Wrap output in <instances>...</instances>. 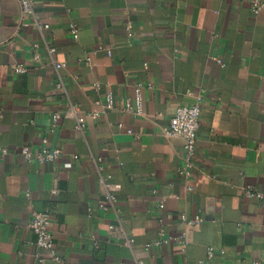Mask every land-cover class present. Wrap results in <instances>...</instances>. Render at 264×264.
<instances>
[{"label":"crops","instance_id":"obj_1","mask_svg":"<svg viewBox=\"0 0 264 264\" xmlns=\"http://www.w3.org/2000/svg\"><path fill=\"white\" fill-rule=\"evenodd\" d=\"M251 1L35 0L25 17L0 0V264H264V198L245 191L264 192V10ZM138 88L142 115L125 110ZM109 91L116 107L78 130ZM197 102L187 178L184 139L163 128ZM44 138L63 157L27 163L20 149ZM43 211L60 261L35 245Z\"/></svg>","mask_w":264,"mask_h":264},{"label":"built area","instance_id":"obj_2","mask_svg":"<svg viewBox=\"0 0 264 264\" xmlns=\"http://www.w3.org/2000/svg\"><path fill=\"white\" fill-rule=\"evenodd\" d=\"M23 15L25 17H31L35 14V0H19ZM251 10L254 14H259L261 11L264 10V0H252L251 1ZM71 30L75 38H78L79 30L76 25H71ZM35 48V59H39L40 55L38 54L37 48L38 44H34ZM50 52L53 54L55 52V48L51 47ZM63 67V64L57 63V68L60 69ZM14 72L17 74H22L28 72V69L23 65H14L13 67ZM59 89H63V82L60 81L57 86ZM98 107L99 110H94L88 113L86 116H80L77 119V129L82 131L85 128L87 117L92 119H98L102 113L114 109L116 107V99L115 95L112 91L106 93V96L103 100L99 101ZM125 110L128 112H133L137 115L143 114L142 109V99H141V90L140 88L137 89L136 94V106L133 105L132 99H128ZM65 115H76V110L73 106H71L66 112ZM63 114L61 112L55 113L53 115V127L56 126L57 121L62 118ZM201 117H202V107L199 102L180 106L173 116L170 124L163 128V132L167 136L171 137H181L184 139V156H183V167L181 169V173L185 175L187 178L192 177L195 169L197 168V147H198V132L201 125ZM131 132V131H129ZM1 155H6L8 153L7 148H0ZM20 153L23 156L24 160L29 163L34 159L38 160L39 162H46V161H59L63 157V151L60 148H50L48 146V139L44 138L40 149L37 152H34L31 147L23 146L20 149ZM78 155H74L73 159H78ZM66 167H71L72 162L68 161L65 165ZM246 195L248 197H257V198H264V192H256L253 191L251 188H246ZM107 199L111 202L116 201V197L112 194L107 195ZM161 207H164L162 205ZM182 219L184 222L188 223L189 225H196L200 224L204 221V218L200 215H194L189 217L187 215H182ZM51 222L52 216L48 211L43 212H34L32 220L30 222V229L37 235V241L35 245L40 250H46L50 253L51 257L56 260L60 261L61 257L56 252L55 249V242L54 237L51 232ZM113 228V227H111ZM165 233L161 232V239L158 241L157 244L162 242H166L165 240ZM131 241L128 243L130 244ZM224 253V251H221ZM216 254V251L211 248L209 250V256L212 257ZM39 262H43L44 258L40 255H37ZM138 264H149L145 261H140ZM258 264V263H255Z\"/></svg>","mask_w":264,"mask_h":264},{"label":"water","instance_id":"obj_3","mask_svg":"<svg viewBox=\"0 0 264 264\" xmlns=\"http://www.w3.org/2000/svg\"><path fill=\"white\" fill-rule=\"evenodd\" d=\"M211 217H213V215Z\"/></svg>","mask_w":264,"mask_h":264}]
</instances>
